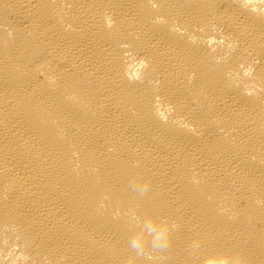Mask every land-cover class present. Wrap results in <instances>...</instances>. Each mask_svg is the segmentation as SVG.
Returning a JSON list of instances; mask_svg holds the SVG:
<instances>
[{
	"label": "bare ground",
	"instance_id": "6f19581e",
	"mask_svg": "<svg viewBox=\"0 0 264 264\" xmlns=\"http://www.w3.org/2000/svg\"><path fill=\"white\" fill-rule=\"evenodd\" d=\"M0 264H264V0H0Z\"/></svg>",
	"mask_w": 264,
	"mask_h": 264
},
{
	"label": "clouds",
	"instance_id": "9594fccd",
	"mask_svg": "<svg viewBox=\"0 0 264 264\" xmlns=\"http://www.w3.org/2000/svg\"><path fill=\"white\" fill-rule=\"evenodd\" d=\"M133 188L140 194L147 193L149 186L147 184H134ZM133 220L140 225V231L134 235L129 241V247L135 252L137 256L148 255L145 237L150 238L152 249H166L170 244V236L175 225H170L164 219H152L133 216Z\"/></svg>",
	"mask_w": 264,
	"mask_h": 264
}]
</instances>
